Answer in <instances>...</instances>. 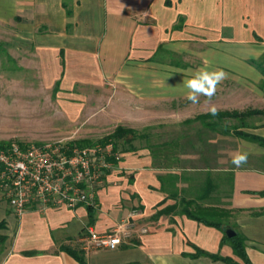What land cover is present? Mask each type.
Returning <instances> with one entry per match:
<instances>
[{"label": "crops", "instance_id": "0c3cea01", "mask_svg": "<svg viewBox=\"0 0 264 264\" xmlns=\"http://www.w3.org/2000/svg\"><path fill=\"white\" fill-rule=\"evenodd\" d=\"M63 1L0 0V28L8 33L10 56L21 57L88 114L131 107L155 117L146 108L177 100L189 109L194 104L184 81L189 70L201 68L227 73L213 99L250 91L244 101L255 98L264 107V83L257 84L264 75L248 62L264 52V0H65L70 15ZM207 101L199 97L201 105ZM254 123L243 130L264 137V119ZM242 141L229 154L246 152L256 165L236 168L232 156L224 162L221 146L209 150L212 167L191 156L203 149L183 151L181 163L173 157L165 165L147 145L122 152L95 191L92 218L85 204L31 205L17 215L0 193V234L6 236L0 264H81L62 245L82 248L87 264H228L192 255L201 249L237 260L224 241L227 226L245 236L251 262L264 264V147ZM183 199L224 209L222 227L181 213ZM133 209L137 214L130 216ZM124 218L133 228L119 246L86 247L89 228L103 233Z\"/></svg>", "mask_w": 264, "mask_h": 264}, {"label": "rangeland", "instance_id": "374dc122", "mask_svg": "<svg viewBox=\"0 0 264 264\" xmlns=\"http://www.w3.org/2000/svg\"><path fill=\"white\" fill-rule=\"evenodd\" d=\"M7 34L4 28H0V140L15 144L21 142L29 148L37 147L39 144L49 148L73 139L95 140L111 133L116 126L122 125L136 130L137 136L140 134L132 142L137 148L166 142L168 143L166 150L175 152V157L180 158L179 163H181L183 151L195 153L203 149L201 155L191 156L196 159L201 157V163L207 164L208 167H212L214 162L210 149L215 146L224 148L227 154H223L222 157L224 162H228L232 156L229 154L230 151L238 148V145L243 142L241 138L234 135L212 131L204 127L200 121L186 122L205 113V110L210 107L208 101L205 106L199 102L191 105L189 109L185 107L186 100L174 101V104H177L173 105L174 107L146 108L148 112L152 109L155 117H152L154 115L150 113L142 114L141 111H135L136 109L133 110L134 108L131 107L116 109L117 112L111 108H101L100 113L88 114L84 106L67 98L70 95L43 83L34 69L24 65L21 57L10 56L8 54L10 46L6 41ZM172 58L180 60L177 56ZM248 81L253 83L251 80ZM261 83L263 80L257 82V84ZM249 92L238 90L231 93L227 90L224 93H231L232 100L225 97L216 100L213 97L211 104L215 105L217 110L262 107V104H259L261 102L256 101L255 98H251L252 101L249 104L244 101L250 99L246 97L247 94H251ZM188 114L190 116H187ZM263 119L264 117L255 116L250 118L249 122L254 123ZM225 122L227 125H232L236 123V120L230 118ZM111 148V145L100 147V155L107 152L109 154ZM117 158H121V153L117 154ZM255 161L248 157L246 164L256 165ZM158 162L165 165L167 161L160 157ZM195 163L200 164L198 160ZM113 168H116V165L111 167ZM93 182L97 184L96 180Z\"/></svg>", "mask_w": 264, "mask_h": 264}, {"label": "built area", "instance_id": "2783aa9c", "mask_svg": "<svg viewBox=\"0 0 264 264\" xmlns=\"http://www.w3.org/2000/svg\"><path fill=\"white\" fill-rule=\"evenodd\" d=\"M60 147L61 144L49 148L38 145L22 150L12 143L9 148L0 149V192L17 215L31 205L96 206L95 187L103 182V169L111 166L105 159L111 149L109 154L100 155V146L75 148L67 154ZM136 214L137 209L131 210L130 216ZM132 228L129 218L103 233L89 228L84 237L86 247L116 248L131 235Z\"/></svg>", "mask_w": 264, "mask_h": 264}, {"label": "trees", "instance_id": "16d2710c", "mask_svg": "<svg viewBox=\"0 0 264 264\" xmlns=\"http://www.w3.org/2000/svg\"><path fill=\"white\" fill-rule=\"evenodd\" d=\"M64 7L66 8V13L70 15L72 13L71 9L66 5L65 0L63 1ZM248 62L256 67L263 75H264V53L257 59H249ZM264 83V79H263ZM255 116L264 117V107L263 108H246L244 110L238 109H225V110H218V114L213 116L210 112H205L202 114L197 115L192 120H186V122L190 121H200L201 124L212 130L219 132L224 135H234L238 138L252 141L258 143L260 146L264 147V137L248 133L243 130V128L247 127H256L255 123L249 122V119ZM234 119L236 123L232 125H227V119ZM140 136V134H138ZM136 130L129 127H124L122 125H118L115 129L105 135L104 137L92 140L88 138H81V139H73L61 144V151L71 154L73 149L78 148H89L94 147L95 145H99L100 147H105L106 145H111V155L105 157L106 161L110 163V167L103 169V176L102 179H105V176L109 173L111 167L116 165L119 159L116 157L118 153L126 152V151H134L137 149L132 142L133 140L138 137ZM12 142L6 140H0V149H7L11 146ZM20 149L25 150L27 148L21 142L17 143ZM40 145V144H39ZM168 143L164 142L161 144H153L148 146L154 159L160 160L162 157L163 160L170 159L173 154L169 152L170 150H166V146ZM168 153V154H167ZM99 188V186L95 187V191ZM260 194L264 195V191L259 192ZM87 210L89 212L90 218L93 217V206L86 205ZM165 208L162 209V212H165ZM181 213H184L186 216L193 218L199 222H202L207 225L216 226L218 228L222 227V220L220 216L225 213L224 209L211 207V206H202V205H193V202L190 200L183 199L181 201ZM4 222H0V228L4 227ZM237 231V230H236ZM6 236L0 234V246L3 245ZM245 236L237 231L236 235L231 238L224 237V241H229L232 247V251L234 256L237 260L231 256H221V255H214L209 254L201 249H196V252L192 254L193 256L197 255H209L213 258L222 259L228 264H253L246 253L245 248ZM61 250L68 252L72 255L77 261L81 264H87L84 256V251L82 248L72 247L68 245H62Z\"/></svg>", "mask_w": 264, "mask_h": 264}, {"label": "clouds", "instance_id": "9594fccd", "mask_svg": "<svg viewBox=\"0 0 264 264\" xmlns=\"http://www.w3.org/2000/svg\"><path fill=\"white\" fill-rule=\"evenodd\" d=\"M191 78L184 81V87L187 89V99L193 104L199 103V97L204 96L207 98L210 107L209 112L215 116L218 110L215 105L211 104V98L216 94L217 86L227 78V73L222 69L209 71L206 68H201L195 71L189 70ZM248 161V154L246 152L237 151L231 158V163L240 168ZM119 243V241H114Z\"/></svg>", "mask_w": 264, "mask_h": 264}, {"label": "water", "instance_id": "95a60500", "mask_svg": "<svg viewBox=\"0 0 264 264\" xmlns=\"http://www.w3.org/2000/svg\"><path fill=\"white\" fill-rule=\"evenodd\" d=\"M236 233H237V231L231 226H227L224 228V235L226 238H231V237L235 236Z\"/></svg>", "mask_w": 264, "mask_h": 264}]
</instances>
